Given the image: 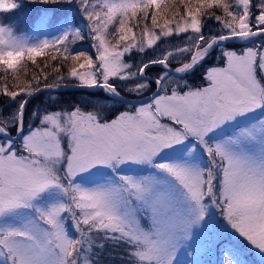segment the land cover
Here are the masks:
<instances>
[{
    "label": "snow or ice",
    "instance_id": "snow-or-ice-1",
    "mask_svg": "<svg viewBox=\"0 0 264 264\" xmlns=\"http://www.w3.org/2000/svg\"><path fill=\"white\" fill-rule=\"evenodd\" d=\"M28 2L78 9L93 53L70 48V21L18 35L21 0H0V67L73 64L0 89V264H105L109 245L123 264H186L208 235L218 264L264 258V0H180L162 24L164 0ZM68 87L88 99L29 112Z\"/></svg>",
    "mask_w": 264,
    "mask_h": 264
},
{
    "label": "trees",
    "instance_id": "trees-1",
    "mask_svg": "<svg viewBox=\"0 0 264 264\" xmlns=\"http://www.w3.org/2000/svg\"><path fill=\"white\" fill-rule=\"evenodd\" d=\"M22 7L19 9L11 12L10 14H7L5 19H11L12 17H15L18 13L24 12L25 14H21L22 18H24L22 21H19L18 19H15L14 23L15 26L18 25V23H23L26 21L27 26H30L33 19H35L40 13L42 12H53L56 13L63 7H52V6H45V5H39V4H33L29 3L28 0H21ZM172 7V12L168 13L167 15H162L160 18H158L159 23H163L164 19H172L173 14L176 11H182V5L180 4V0H164V3L161 4L159 11L161 12L164 9H168ZM162 14V13H161ZM218 26L211 21L208 22L207 27L205 28V32L207 33L209 30L215 31ZM23 29V28H22ZM238 46V45H237ZM148 56L153 55L151 51L148 52ZM53 56H56L57 59L53 60ZM146 58V57H145ZM136 60V59H135ZM69 61L63 60V58L57 53L55 50H52L48 55L43 57H38L35 64H33L31 61H23L15 71H5L2 67H0V89L7 86L9 90L13 91H19L20 88L16 87L17 85L14 84L15 80H21L23 81L22 86L25 87L29 82H32L35 84V81H33V76H40L41 81H43V74H47L49 77L48 82H53V79L56 76L60 75H66V67L68 66ZM61 65L60 72H56L55 66ZM158 71V69H150L149 75L153 74L154 72ZM52 96H56V103L58 105H64V104H72L73 102L77 101H84L88 99L87 94L83 93L82 91H68V92H55V93H49V92H43L42 94L36 96L34 99H32L31 103L28 105V110L31 112L36 107H48L53 103ZM0 108L4 110V115H7L8 112L11 110L10 107H8V99L6 97L0 96ZM217 247V246H216ZM215 247V248H216ZM119 249H113L111 245L107 246L104 250V260L105 264H123V262L118 258ZM213 252L212 244L207 246V249L204 250V260L207 264H214L212 262L211 254L209 252ZM215 251L219 254V247L215 249ZM113 254L116 256V258H112L109 254ZM247 254V253H246ZM250 254V253H249ZM248 264H252L246 257L245 259ZM253 261V260H252ZM255 264H262L258 260L254 259Z\"/></svg>",
    "mask_w": 264,
    "mask_h": 264
},
{
    "label": "rangeland",
    "instance_id": "rangeland-1",
    "mask_svg": "<svg viewBox=\"0 0 264 264\" xmlns=\"http://www.w3.org/2000/svg\"><path fill=\"white\" fill-rule=\"evenodd\" d=\"M172 11H173L172 7L168 8V9H164L161 11V13H162L161 16L167 15L168 13H170ZM44 13L45 12L40 13L39 16H37L35 19H33L30 26H27L26 21L23 23H18V25L15 26L17 34L18 35H24V36L30 37V38L31 37H37V36L41 39L51 38V36L58 34L59 29L64 26L65 21H70L74 26L83 29L84 33H85V39L83 41H76L75 44H70V48L74 51L84 50V51H88L90 54L93 53V50L91 49V43L92 42L87 38V31H88L86 28L87 21H84L83 23H81L82 16L80 15L78 9L73 8L72 10H67L66 8H62L59 11H57L56 13L47 12V15H48L47 26L41 27L39 21H40L41 16ZM21 14L27 15L24 12H20L15 17H12V21L14 22L15 19L22 21L24 18H22ZM211 22L214 24L213 21H211ZM14 23H16V22H14ZM176 42L177 41L175 39H173L169 43L174 44ZM131 59L133 62H136L140 59V56L138 54L134 53L132 55ZM68 61H69V63H68V66L66 67V72L68 71V69L71 66H73L72 61L70 59ZM14 84L17 85L16 87H18V88H23V86H22L23 81H21V80H17V81L15 80ZM210 244H212V249H213V252H211V251L209 252V254H211L212 262H214V264H218L219 258H220V253L218 254L215 251V249L218 246L216 247V245H214V242L212 240L211 235L200 238L199 245L195 246V249H196L195 255L190 256V257H182V258L186 260V264H193V262H195V264H207L204 260V255H205L204 250L207 249V246ZM188 251H192V249H188ZM245 257L250 262H252V264H255V263H253L254 259L258 260L260 263L264 264V258H262L258 253H254V252L250 253V254L245 253L243 255V259H245Z\"/></svg>",
    "mask_w": 264,
    "mask_h": 264
},
{
    "label": "water",
    "instance_id": "water-1",
    "mask_svg": "<svg viewBox=\"0 0 264 264\" xmlns=\"http://www.w3.org/2000/svg\"><path fill=\"white\" fill-rule=\"evenodd\" d=\"M68 91H80V90H78L76 88L68 87V88H62L58 92H68ZM52 93H55V91Z\"/></svg>",
    "mask_w": 264,
    "mask_h": 264
}]
</instances>
